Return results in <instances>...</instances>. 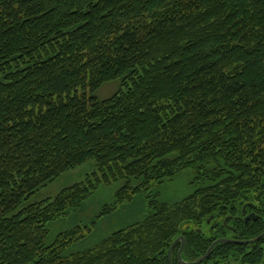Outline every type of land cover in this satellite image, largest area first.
<instances>
[{
  "label": "trees",
  "instance_id": "obj_1",
  "mask_svg": "<svg viewBox=\"0 0 264 264\" xmlns=\"http://www.w3.org/2000/svg\"><path fill=\"white\" fill-rule=\"evenodd\" d=\"M176 179L187 193L162 199ZM116 182L99 215L149 193L142 217L84 250L82 225L49 242V223ZM263 232L264 0H0V264H170L180 236L195 261ZM200 264H264V237Z\"/></svg>",
  "mask_w": 264,
  "mask_h": 264
},
{
  "label": "rangeland",
  "instance_id": "obj_2",
  "mask_svg": "<svg viewBox=\"0 0 264 264\" xmlns=\"http://www.w3.org/2000/svg\"><path fill=\"white\" fill-rule=\"evenodd\" d=\"M118 87L119 82H110L101 87L96 95L99 99H104L113 94ZM95 169L96 166L93 160L71 169L57 178L54 182L42 188L31 200L37 202L48 197H54L64 188L84 181ZM121 184L120 182H116L111 185H101L86 201L81 210L73 211L70 215L49 223V242L55 240L60 232L68 230L76 225H82L87 237L70 248V251L84 250L96 244L104 236L115 230L120 224L130 222L136 217H142L145 208L144 198L149 193H143V196L136 197L133 203H130L125 209H119L113 217L109 216L102 218L103 216L99 215L103 206L113 201L115 192ZM158 190H160L162 195L161 198L164 200H175L187 193V188L182 179H176L166 183ZM88 228H90L91 232Z\"/></svg>",
  "mask_w": 264,
  "mask_h": 264
},
{
  "label": "water",
  "instance_id": "obj_3",
  "mask_svg": "<svg viewBox=\"0 0 264 264\" xmlns=\"http://www.w3.org/2000/svg\"><path fill=\"white\" fill-rule=\"evenodd\" d=\"M245 208H246V205L243 208L244 213H245ZM257 218H258L257 215L254 212H252V213H250L249 215H247L245 217V220H252V219L256 220ZM225 223H227V219L225 220ZM199 231H201V230H199ZM263 237H264V232L262 234H260L258 237H256L255 239L246 240V241H239V240H234V239H230V238H219V239H217L216 241H214L211 244V246L209 247V249H208V251L206 252L205 255H203L202 257H200L198 260H195V261H185V260L182 259V249H183V246L185 244V238L184 237H179V238H177L174 241L173 245L169 249L168 257H169V260H170V264H173L172 263V259H171V252H172L173 246L179 241V239L183 240V245H182V248H181L180 253H179L180 263L181 264H200V263H202L203 261H205L206 259L209 258L214 246L216 244H218V243H230V242H233V243H236V244H250V243H252L254 241H258V240L262 239Z\"/></svg>",
  "mask_w": 264,
  "mask_h": 264
},
{
  "label": "flooded vegetation",
  "instance_id": "obj_4",
  "mask_svg": "<svg viewBox=\"0 0 264 264\" xmlns=\"http://www.w3.org/2000/svg\"><path fill=\"white\" fill-rule=\"evenodd\" d=\"M250 213H252V211L245 212L244 214H245V216H247V215H249ZM180 237H184V236H180ZM178 238H179V237H178ZM184 238H185V237H184ZM230 239H231V238H230ZM180 240L182 241V243H181V247H180V250H181L182 245H183V240H182V239H179V241H180ZM179 241H178V242H179ZM178 242H177V243H178ZM185 242H186V240H185ZM173 243H174V242H173ZM177 243H176V244H177ZM176 244H175V245H176ZM184 245H185V244H184ZM183 247H184V246H183ZM180 250H179V252H178V258H179ZM182 250H183V249H182ZM182 259H183V258H182ZM179 263H180V260H179ZM180 264H181V263H180Z\"/></svg>",
  "mask_w": 264,
  "mask_h": 264
}]
</instances>
